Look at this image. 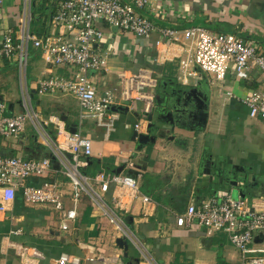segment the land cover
Returning a JSON list of instances; mask_svg holds the SVG:
<instances>
[{
	"label": "crops",
	"instance_id": "crops-1",
	"mask_svg": "<svg viewBox=\"0 0 264 264\" xmlns=\"http://www.w3.org/2000/svg\"><path fill=\"white\" fill-rule=\"evenodd\" d=\"M25 1L0 0V41L5 31L16 29ZM161 1L166 16L155 20L157 26L179 30L192 25L218 27L233 31L245 40L264 43V0ZM50 16L45 21L50 29L46 36L58 34L51 25L53 15ZM42 17L39 15L37 19L43 20ZM98 27L105 35L101 47L110 54L108 71L102 74L104 81L99 82V96L109 90L120 96L122 90L118 89L117 79L121 71L137 73L140 69H150L159 77L151 113L153 120L158 121L168 112H172L173 118L172 122L167 119L168 123L161 120L165 129L154 143L140 144L138 139L133 140L137 132L135 125L144 116L143 102H137L134 107H113L111 128H107L96 119L81 117L79 101L73 96H40L39 81L56 73L64 74L66 70L47 67L42 51L33 47L29 53L32 63L28 58L25 75L14 59L0 61V103L6 105L9 115L20 114L23 92L27 89L50 136L58 139L52 119H59L70 132L79 131L91 139L92 155L88 160L98 161L108 173L123 168L122 173L138 179L140 192L151 197L152 203L145 204L138 198L123 218L144 245L146 256L114 230L87 197L83 196L78 204L77 222L72 223L69 232H64L53 207L27 203L20 190L6 212L0 211V263L24 264L8 245L12 242L40 252L39 264H51L66 253L80 257L82 264H103L96 259L99 255L116 256L121 264L134 259H139V264H239L238 254L226 235L208 234L203 228L178 227L176 215L220 192L249 202L264 195V123L251 119L242 101L250 91L256 90L261 73L255 71L250 81L237 80L233 71L224 81L212 76L214 84L200 76L190 80L181 68V76L178 74V64L186 57L181 44L157 46L156 34L139 38L104 23ZM261 48L264 52V46ZM193 79L194 84L190 82ZM12 92L22 93V100L15 101L8 95ZM147 127L148 124L141 134L148 133ZM0 155L35 160L50 153L34 126L28 123L20 136L0 137ZM52 163L48 176L29 178L27 184L38 188L47 180L56 181L72 191L60 164L54 159ZM84 170L88 176L96 173L87 167ZM233 182L244 184L245 188L236 190L230 185ZM113 193L111 186L105 195L107 202ZM65 205L74 207L69 198ZM262 239L263 235H258L256 241ZM121 240L128 242V251Z\"/></svg>",
	"mask_w": 264,
	"mask_h": 264
},
{
	"label": "built area",
	"instance_id": "built-area-1",
	"mask_svg": "<svg viewBox=\"0 0 264 264\" xmlns=\"http://www.w3.org/2000/svg\"><path fill=\"white\" fill-rule=\"evenodd\" d=\"M31 1H25L16 29L3 33L0 61L14 59L25 75L30 48L40 49L47 67L64 68L66 72L41 79L38 94L72 95L79 101L81 117L96 119L107 128H111L113 107H134L137 102H143L144 116L135 125V130L141 134L155 106L159 77L150 69H140L137 73L121 71L118 75L122 88L120 96L111 90L99 96V82L104 81L102 74L108 71L110 58L101 47L105 35L99 23L139 38L156 34L157 46L181 44L180 37H183L188 43L181 44L186 57L181 60L180 67L187 77L197 78L203 71L217 81H224L233 71L237 80L250 81L255 71L264 74V55L260 53L259 41L199 25L182 30L157 26L155 20H163L166 16L161 10V0H58L51 20L58 34L46 37H38L31 31ZM228 95L235 98L231 92ZM242 101L249 109V117L264 123V90H252ZM23 109L20 114L9 115L6 105L0 103V137H18L31 123L50 156L31 160L0 155V211L6 212L16 192L21 190L27 203L53 207L60 217L62 231L69 232L72 223L77 222V207L85 196L114 230L146 256L144 245L123 218L138 198L145 204L152 203L151 197L140 192L138 179L104 170L93 176L86 175L83 171L92 155L91 139L79 131L70 132L59 119H52L58 139L50 136L27 89L23 92ZM52 159L69 178L72 191L56 181L45 182L38 188L27 184L29 178L48 176L53 169ZM111 186H114V193L107 202L105 195ZM66 198L72 201L73 208L66 207ZM176 225L203 228L208 234L225 233L242 254L239 264H264V195L249 202L220 192L200 205H189L184 213L176 215ZM258 235H263L260 242L256 241ZM8 245L24 264H39L42 259L35 249L12 242ZM96 259L103 264H121L116 256L99 255ZM51 264H82V260L66 253Z\"/></svg>",
	"mask_w": 264,
	"mask_h": 264
},
{
	"label": "trees",
	"instance_id": "trees-1",
	"mask_svg": "<svg viewBox=\"0 0 264 264\" xmlns=\"http://www.w3.org/2000/svg\"><path fill=\"white\" fill-rule=\"evenodd\" d=\"M58 0H32L31 4V11H32V21H31V31L33 34H35L38 37H45L49 33V28L47 29V25L45 21H49L50 14L53 15L55 11V6ZM41 15L43 16V20L37 19V17ZM222 28V26H219ZM212 28V27H210ZM213 29L219 30L221 32H230L235 33L233 31H223L222 29H219L218 27H213ZM7 60V59H6ZM106 167V166H105ZM89 169H94L95 172L102 171L101 165L98 163V161L95 160H89L88 166ZM85 171V170H84ZM50 182V181H45Z\"/></svg>",
	"mask_w": 264,
	"mask_h": 264
},
{
	"label": "water",
	"instance_id": "water-1",
	"mask_svg": "<svg viewBox=\"0 0 264 264\" xmlns=\"http://www.w3.org/2000/svg\"><path fill=\"white\" fill-rule=\"evenodd\" d=\"M55 5L56 4H54V6ZM203 27H205V26H203ZM207 28H210V27H207ZM210 29H213V28H210ZM214 30H216V29H214ZM216 31H219V30H216ZM219 32H221V31H219ZM223 33H230V32H223ZM232 34H234V33H232ZM259 43L261 46H264V43H262L260 41H259ZM173 111H175L174 107H173ZM163 112H165V110H163ZM172 118H173L172 112H168L166 116L161 115L158 118V121H160V122H158L157 120H153V114H151L149 116V124L147 127L148 133L147 134L142 133V134L138 135V133L136 132V133H134L133 140L136 141L138 139V142L140 144H147L148 142L154 143L156 141L157 137H160V135H162V130L165 129L164 128L165 125L163 124V122H161V120L163 119L166 123H168L167 119H169V121L172 122ZM152 133H153V135H151ZM68 156L70 157L71 155H68ZM122 169L123 168L119 169L117 171V173H121ZM230 185L233 186L236 190H241V189L243 190L245 188L244 184L240 185L238 182L237 183L233 182ZM120 242L124 245L126 251H128V248H129L128 242H126L124 240H121ZM129 264H139V259H134Z\"/></svg>",
	"mask_w": 264,
	"mask_h": 264
},
{
	"label": "rangeland",
	"instance_id": "rangeland-1",
	"mask_svg": "<svg viewBox=\"0 0 264 264\" xmlns=\"http://www.w3.org/2000/svg\"><path fill=\"white\" fill-rule=\"evenodd\" d=\"M23 12H24V8H22V13L21 14H23ZM21 18H20V16H18V20H20ZM180 43L181 44H187L188 42L183 38V37H181L180 38ZM260 53H262L263 55H264V52H263V50H262V48L260 49ZM31 58V57H30ZM30 58H29V62H30ZM31 63H32V58H31ZM178 64V63H177ZM180 66H179V64H178V74L181 76V70H180ZM200 79H204L206 82H208V83H212V84H214L215 82H214V80L212 79V75L211 74H208V73H206V72H203V71H201L200 72ZM190 80H192L191 79V77H190ZM260 84L258 85V87H256L255 89L256 90H264V74L263 73H261L260 74ZM191 83H195L196 81L193 79V81H190ZM190 83V84H191ZM117 86H118V89L121 91L122 90V88H121V84H120V81H119V79H117ZM14 92H12V93H9L8 95L9 96H11L12 95V98H14V100L16 101L17 100V98H19V101H21L22 100V93H18V94H16V93H14ZM115 93V92H114ZM70 96H72V95H70ZM74 97V96H73ZM8 99V97H6L5 98V100H7ZM22 112H24V109H23V111ZM21 112V113H22ZM206 231V230H205ZM221 234H223V235H226L225 233H221ZM226 237L228 238V236L226 235ZM228 241H229V239H228ZM229 243H230V241H229ZM230 246L236 251V253L238 254V260H237V263H239L240 261H241V257H242V254H241V252L240 251H238L231 243H230Z\"/></svg>",
	"mask_w": 264,
	"mask_h": 264
}]
</instances>
